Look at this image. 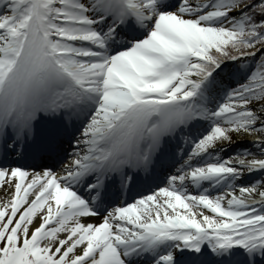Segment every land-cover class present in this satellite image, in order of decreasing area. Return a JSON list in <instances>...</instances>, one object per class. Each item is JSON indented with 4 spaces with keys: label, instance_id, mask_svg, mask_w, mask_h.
Masks as SVG:
<instances>
[{
    "label": "snow or ice",
    "instance_id": "1",
    "mask_svg": "<svg viewBox=\"0 0 264 264\" xmlns=\"http://www.w3.org/2000/svg\"><path fill=\"white\" fill-rule=\"evenodd\" d=\"M0 193V264H264V0H0Z\"/></svg>",
    "mask_w": 264,
    "mask_h": 264
},
{
    "label": "bare ground",
    "instance_id": "2",
    "mask_svg": "<svg viewBox=\"0 0 264 264\" xmlns=\"http://www.w3.org/2000/svg\"><path fill=\"white\" fill-rule=\"evenodd\" d=\"M241 139H246V137H245V138H240V137H237V136L233 135L232 140L235 142L233 148H234L236 145H241V143L239 142ZM242 146L245 147V146H247V145H241V147H242ZM239 147H240V146H239ZM233 148H231V149H222L221 154H224V153L227 154V152L233 150ZM3 198H4L3 193H0V200H3ZM54 208H55V205H54ZM208 212H209V214H211L210 210H208ZM93 219H98V218H97V217H93ZM48 226H52V227H54L55 225H54V224H50V225H48Z\"/></svg>",
    "mask_w": 264,
    "mask_h": 264
},
{
    "label": "rangeland",
    "instance_id": "3",
    "mask_svg": "<svg viewBox=\"0 0 264 264\" xmlns=\"http://www.w3.org/2000/svg\"><path fill=\"white\" fill-rule=\"evenodd\" d=\"M252 62V61H251ZM239 149V148H238ZM237 148H233V150H231V151H229V152H227V154H229V153H231V152H233V151H236V150H238ZM224 154H226V153H224ZM224 154H222V155H224ZM258 176V175H257ZM213 195H214V193H213ZM52 227V226H51Z\"/></svg>",
    "mask_w": 264,
    "mask_h": 264
}]
</instances>
